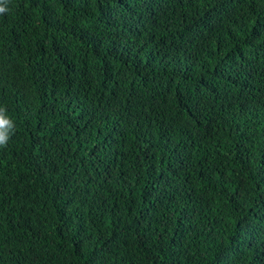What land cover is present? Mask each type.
Returning a JSON list of instances; mask_svg holds the SVG:
<instances>
[{"label":"trees","instance_id":"obj_1","mask_svg":"<svg viewBox=\"0 0 264 264\" xmlns=\"http://www.w3.org/2000/svg\"><path fill=\"white\" fill-rule=\"evenodd\" d=\"M0 6V264H264V0Z\"/></svg>","mask_w":264,"mask_h":264},{"label":"clouds","instance_id":"obj_2","mask_svg":"<svg viewBox=\"0 0 264 264\" xmlns=\"http://www.w3.org/2000/svg\"><path fill=\"white\" fill-rule=\"evenodd\" d=\"M6 8L0 6V13H4ZM5 110L0 108V147L6 146L9 139V135L13 129V122L6 118L4 114Z\"/></svg>","mask_w":264,"mask_h":264}]
</instances>
